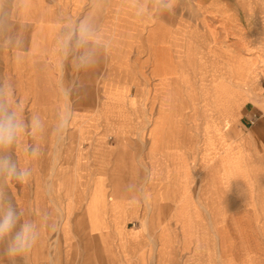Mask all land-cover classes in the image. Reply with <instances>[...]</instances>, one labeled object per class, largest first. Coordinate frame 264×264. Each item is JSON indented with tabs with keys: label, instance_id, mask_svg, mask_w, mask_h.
Returning <instances> with one entry per match:
<instances>
[{
	"label": "rangeland",
	"instance_id": "obj_1",
	"mask_svg": "<svg viewBox=\"0 0 264 264\" xmlns=\"http://www.w3.org/2000/svg\"><path fill=\"white\" fill-rule=\"evenodd\" d=\"M213 1L0 0V104L16 112L26 127L18 143L0 149V156L31 171L25 182L0 174V205H14L23 214L20 222H34L38 234L32 250L14 258L4 254L10 237L0 241V264H79L78 260L66 262V241L72 243L71 250H99L85 239L90 233L80 205L83 203L85 212L89 211L87 217L91 218L93 209H109L120 198L115 199L108 189L103 190V195H81L86 182L81 174L86 172V166L77 165V161L91 162L93 140L109 144L115 148V182L129 186V181L123 179L127 176L123 166L142 134L128 131L123 140H128L127 144L121 143V135L114 131L117 115L107 118L105 85L110 92L113 88L121 92L123 110L132 123L130 129L142 124L145 113L154 116L157 102L167 106L172 91L177 92L181 102L189 104L184 112L190 110L192 121L185 123L195 125L196 144H202L201 115L216 77L214 67H204L203 52L205 27L211 24L214 28L218 22L212 13ZM220 2L225 9L240 10L235 0ZM83 21L91 25L99 41L96 45L88 44L95 53V63L86 70L77 68V57L83 49L73 48L64 56L59 45L70 28L75 30ZM76 38L74 34L73 44ZM189 48L194 51L189 52ZM173 59L179 60L178 66H173ZM156 93L162 99L157 101ZM211 94L216 99L219 91L213 90ZM193 107L194 110L189 109ZM208 110L207 124L211 122ZM34 121L39 122V127L33 128ZM80 125L85 129L83 138ZM208 140L214 143L212 137ZM28 148H35L36 154L29 155ZM201 157L203 162H196L188 185L185 180L178 196L158 189L153 197L144 187L143 201L132 197L135 204L147 210V215L139 221L140 226L131 222L129 228L142 235L147 233L150 241L156 234L159 236L162 244L158 252L164 264H239L240 244L233 232L219 242L221 229L203 210L206 189L225 187L223 166L206 154ZM73 182L76 194L81 196L65 195L67 186L74 187ZM144 184L145 181H136L130 187L139 189ZM51 186L57 191L50 195ZM87 187L84 192L93 189L91 180ZM69 198L74 199L75 208L62 216L56 204L66 206ZM156 200L172 201L178 209L156 212L152 229L156 233H152L150 223L158 206ZM254 234L259 240L251 244L256 264H264V229L257 228ZM147 262L155 264L154 260Z\"/></svg>",
	"mask_w": 264,
	"mask_h": 264
},
{
	"label": "crops",
	"instance_id": "obj_2",
	"mask_svg": "<svg viewBox=\"0 0 264 264\" xmlns=\"http://www.w3.org/2000/svg\"><path fill=\"white\" fill-rule=\"evenodd\" d=\"M211 4L218 22L216 27L209 24V28L204 30V67H214L216 77L207 93L208 103L201 115L204 120L202 144H196L193 134L195 125L185 123L186 120L192 121L190 110L184 112L189 104L185 106L177 92L172 91L167 106L157 102L154 116L145 113L142 124L130 129L132 123L129 122V114L123 110L121 92L115 91L114 86L113 92H110L105 85L107 118L117 115L113 123L117 125L114 131L121 135V143L127 144L128 140H123L128 131L142 134H139L135 148L128 153V162L123 166L124 171L127 170L123 179L129 181V186H119L115 182V148L108 143L101 145L97 139L93 140L89 151L91 162L77 161V165L83 164L87 168L81 174L86 180L81 195H103V190L108 189L114 198L120 199L109 209L103 206L93 209L91 218L87 217L89 211L85 212L83 203L80 205L90 233L85 239L96 245L93 249L99 250H71L72 243L66 241L64 255L67 263L78 260L79 264H148L147 261L154 260L155 264H164L158 252L160 242L162 244L159 236L156 234L150 241L147 233L142 235L139 230L129 228L131 222L140 226L141 219L147 215V210L131 198L136 196L143 201L144 187L150 190L153 197L158 189L178 196V189L185 180L188 185L196 162H203L201 154H206L223 166L227 182L225 187L206 189L203 210L221 229L219 242L233 232L236 243L240 244L239 264H256L257 256L251 244L259 241L255 230L264 229V0H235L236 8L240 10L225 9L220 0ZM191 50L188 49L189 52ZM173 61V66H178L179 60ZM213 90L219 91L216 99L211 94ZM156 98L157 101L162 99L160 93H156ZM130 105L135 106L134 100L130 101ZM189 109L194 110V107ZM207 110L211 114L209 124ZM253 116L256 119L250 123ZM79 130L83 138L85 129L82 125ZM210 137L214 143L208 140ZM132 159L134 162H131ZM90 180L94 187L84 192ZM136 181H145V184L139 189L130 187ZM73 184L74 187L67 186L65 195L81 196L76 194V185ZM244 184L247 186L243 187ZM95 189L97 191H92ZM56 191L57 188L52 186L48 188L50 195ZM67 200L66 206L61 202L56 204L62 216L75 208L74 199ZM156 202L158 206L151 215L152 233H156L152 230L155 229L153 219L156 212L178 209L169 200ZM153 248L155 250H151Z\"/></svg>",
	"mask_w": 264,
	"mask_h": 264
},
{
	"label": "clouds",
	"instance_id": "obj_3",
	"mask_svg": "<svg viewBox=\"0 0 264 264\" xmlns=\"http://www.w3.org/2000/svg\"><path fill=\"white\" fill-rule=\"evenodd\" d=\"M74 34L77 38L73 44ZM90 42L94 45L99 43L91 25L87 21H83L75 30L70 28L68 33L59 41V45L64 56H68L73 48L83 49L77 57V68L86 70L95 63V53L88 48ZM36 127H39L38 121L33 122V128ZM25 130V124L18 114L10 111L6 105L0 104V149H6L17 144ZM26 151L32 156L36 154L35 148H28ZM0 174L25 182L31 175V171L27 168H18L9 157L0 156ZM22 215L10 203L6 206L0 205V241L10 237L4 253L9 258L26 255L37 242L36 225L30 220H24L21 223ZM18 223L19 228L17 229Z\"/></svg>",
	"mask_w": 264,
	"mask_h": 264
},
{
	"label": "built area",
	"instance_id": "obj_4",
	"mask_svg": "<svg viewBox=\"0 0 264 264\" xmlns=\"http://www.w3.org/2000/svg\"><path fill=\"white\" fill-rule=\"evenodd\" d=\"M255 119H256V116H253L252 120L250 121V123H253L255 121Z\"/></svg>",
	"mask_w": 264,
	"mask_h": 264
},
{
	"label": "bare ground",
	"instance_id": "obj_5",
	"mask_svg": "<svg viewBox=\"0 0 264 264\" xmlns=\"http://www.w3.org/2000/svg\"><path fill=\"white\" fill-rule=\"evenodd\" d=\"M217 168H218V167H217ZM217 168H216V169H217ZM218 172H219V170H218Z\"/></svg>",
	"mask_w": 264,
	"mask_h": 264
}]
</instances>
